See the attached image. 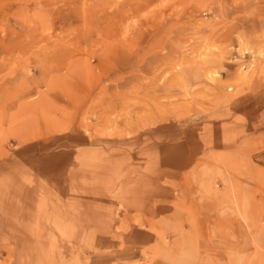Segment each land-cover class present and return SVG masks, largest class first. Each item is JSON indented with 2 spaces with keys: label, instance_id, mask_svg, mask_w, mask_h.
Listing matches in <instances>:
<instances>
[{
  "label": "rangeland",
  "instance_id": "1",
  "mask_svg": "<svg viewBox=\"0 0 264 264\" xmlns=\"http://www.w3.org/2000/svg\"><path fill=\"white\" fill-rule=\"evenodd\" d=\"M6 156L105 219L174 190L135 264H264V0H0Z\"/></svg>",
  "mask_w": 264,
  "mask_h": 264
},
{
  "label": "crops",
  "instance_id": "2",
  "mask_svg": "<svg viewBox=\"0 0 264 264\" xmlns=\"http://www.w3.org/2000/svg\"><path fill=\"white\" fill-rule=\"evenodd\" d=\"M15 158L0 162V264H135L159 243L151 227L167 216L171 188L141 187L110 220L97 200L88 211L87 192L58 189L49 175Z\"/></svg>",
  "mask_w": 264,
  "mask_h": 264
}]
</instances>
